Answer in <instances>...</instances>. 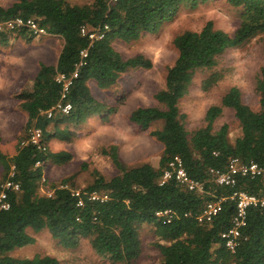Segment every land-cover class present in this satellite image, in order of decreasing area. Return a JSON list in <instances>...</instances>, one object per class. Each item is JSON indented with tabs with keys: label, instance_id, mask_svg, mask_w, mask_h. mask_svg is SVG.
Instances as JSON below:
<instances>
[{
	"label": "trees",
	"instance_id": "16d2710c",
	"mask_svg": "<svg viewBox=\"0 0 264 264\" xmlns=\"http://www.w3.org/2000/svg\"><path fill=\"white\" fill-rule=\"evenodd\" d=\"M201 1L205 0H12L6 6L0 5V20L33 17L45 33L62 40L55 62L39 61L29 85L14 93L25 120L14 152H0V180L10 178L18 183L17 189H7L8 208L0 209V264H63L47 253H9L34 240L27 227L32 231L47 229L63 247H75L84 238L95 253L109 261L134 264L141 250L139 225L143 223L152 227L156 237L153 244L159 259L154 264H264V206L247 208L241 227L245 238L234 251L224 246L219 235L229 224L234 209V201L229 198L231 191L242 189L264 196V171L252 178L236 174L232 186L215 183L209 171L224 170L231 157L241 163L252 160L264 167V66L254 80L257 108L243 102L239 88L231 84L217 103L205 108L203 123L188 130L185 114L178 106L198 70L211 69L226 48L264 35V0H227L239 7L238 24L232 33L206 19L198 29L184 28L172 36L176 53L165 68L163 86L152 93L156 103L137 105L127 114L128 120L140 129L159 121V126L149 130L162 145L156 164L143 161L126 167L116 144L109 143L101 146L99 152L109 157L116 168L114 174L105 176L93 169L91 178L80 186L68 185L69 177L51 181L43 177L45 162L62 164L71 157L68 150H51V139L70 140L74 127L87 117L116 111V105L92 95L87 80L109 87L121 73L151 66V60L142 53L123 57L113 41L134 40L154 32L175 15L181 4L193 8ZM104 24L103 35L91 41L79 31L81 25L93 29ZM18 35L26 40L34 36L24 27L0 30V43ZM81 49H85V55H80ZM78 61L81 62L76 66V76L64 98L71 108L46 117L39 110L59 97L60 85L54 74L70 73ZM220 77L219 71H209L200 81L201 88L208 89ZM223 107L231 108L238 122L239 132L231 139L226 123L213 128ZM31 126L41 129L44 149L26 140ZM174 155L181 159L190 176L202 182V191L188 189L173 178L158 183L167 161ZM10 165L13 167L9 176ZM41 185L50 192L41 193ZM91 191L105 197L90 199ZM217 196H223L218 212L208 221H198L194 214L206 200ZM162 209H170L168 221L155 214Z\"/></svg>",
	"mask_w": 264,
	"mask_h": 264
},
{
	"label": "rangeland",
	"instance_id": "374dc122",
	"mask_svg": "<svg viewBox=\"0 0 264 264\" xmlns=\"http://www.w3.org/2000/svg\"><path fill=\"white\" fill-rule=\"evenodd\" d=\"M12 0H0L6 6ZM82 3L90 0H69ZM239 7L230 5L227 0H205L191 8L181 4L175 15L163 22L154 32L144 33L134 40L116 39L113 46L123 56L142 53L151 60L148 68H133L121 73L109 87H99L93 79L87 80L92 95L110 105H116V111L108 115H93L74 127L70 140L51 139V150L65 149L71 154L62 164H43V177L46 181L69 177L68 185H83L88 181L93 169L105 176L116 172L109 157L100 154L103 145L114 143L119 158L126 167L143 161L156 164L162 145L149 130L159 126V121L152 122L146 129L138 128L128 120V112L137 105L156 103L152 93L163 86L165 68L174 56L175 48L172 36L184 29H198L206 19L215 27L232 33L239 19ZM61 39L54 34L42 33L26 40L23 36H11L0 43V152L9 155L14 151L15 142L25 120L24 112L18 107L14 93L21 86L30 82L38 68V62H54L60 48ZM264 66V35L254 36L238 46L226 48L217 58L211 69L198 70L186 93L179 98L178 106L184 112V125L190 130L203 123V114L209 104L217 103L221 93L231 84L240 90L243 102L252 108L258 107V95L254 90V80L259 68ZM211 70L221 73V77L208 89L200 86L201 79ZM221 123L227 125V135L231 139L239 132V126L232 109L223 107L214 119L213 128ZM1 173V165H0ZM41 193L48 192L41 185ZM26 231L34 236L30 243L14 247L10 254L32 256L50 254L63 264H121L111 262L106 257L95 253L86 239H80L75 247H63L52 238L47 229ZM141 250L134 264H154L159 259L156 239L152 227L139 225Z\"/></svg>",
	"mask_w": 264,
	"mask_h": 264
},
{
	"label": "built area",
	"instance_id": "2783aa9c",
	"mask_svg": "<svg viewBox=\"0 0 264 264\" xmlns=\"http://www.w3.org/2000/svg\"><path fill=\"white\" fill-rule=\"evenodd\" d=\"M113 1V0H112ZM24 27L29 30L33 35L45 33L43 27L39 26L33 17L22 18L21 16H15L6 20H0V30H8L13 28ZM106 28L104 24L101 28L87 29L86 26L81 25L79 31L81 34H86L91 41L94 38H99L103 35V29ZM80 55H85V49L79 51ZM81 61L75 63V67L70 73L56 72L54 74V80L59 83V97L58 99L49 105L45 109L39 111L46 117H50L54 112L66 113L71 108L69 101L64 100L66 91L72 82L73 77L76 76V66ZM26 140L34 144L37 148L44 149L45 144L42 140L41 129L37 126H31L28 129ZM22 142V141H21ZM38 163V161H36ZM12 167L8 175H12ZM209 171L213 174V181L217 184H227L232 186L235 183V175H247L252 178L258 174L263 173L264 167L258 165L256 162L249 160L248 162H238L235 157L228 159L224 170L218 168H210ZM167 178H173L178 183L184 185L188 189L196 191H202L203 184L200 180L190 176L184 169L181 159L174 155L170 158L166 167L162 170L158 179V183H162ZM18 183L10 178L0 180V209H6L9 206L7 201V189H17ZM50 190L47 192L49 193ZM73 193H77L74 190ZM90 199L98 198L103 199L104 194H99L96 191H91L88 195ZM229 198L234 201V209L229 218V224L220 231L219 235L223 240L224 246L230 251H234L239 242L245 238V235L241 233V227L245 223L246 210L249 206H264V196L256 195L242 189H233L229 194ZM223 196H217L213 199L206 200L200 207L199 211L194 214L198 221L210 220L220 209L221 200ZM155 214L161 215L166 221L170 219V209L156 210ZM184 214H189L185 212Z\"/></svg>",
	"mask_w": 264,
	"mask_h": 264
},
{
	"label": "crops",
	"instance_id": "0c3cea01",
	"mask_svg": "<svg viewBox=\"0 0 264 264\" xmlns=\"http://www.w3.org/2000/svg\"><path fill=\"white\" fill-rule=\"evenodd\" d=\"M61 39V38H60ZM61 42H62V40H61ZM61 46V45H60ZM58 53V52H57ZM56 56H57V54H56ZM55 60H56V57H55ZM55 60H54V62H55ZM54 62H50V63H54ZM0 66H1V64H0ZM0 74H1V70H0ZM2 75V74H1ZM33 77V76H32ZM32 79V78H31ZM31 81V80H30ZM29 83L30 82H28L26 85H23V86H21L20 88H22V87H25V86H27V85H29ZM24 122V121H23ZM23 124V123H22ZM15 148V147H14ZM14 152V151H13ZM12 152V153H13ZM11 154V153H10ZM1 174V173H0Z\"/></svg>",
	"mask_w": 264,
	"mask_h": 264
}]
</instances>
